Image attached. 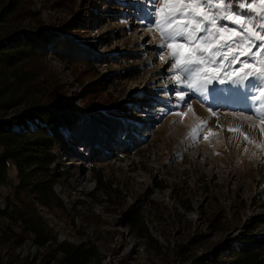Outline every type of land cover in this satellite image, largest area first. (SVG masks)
Here are the masks:
<instances>
[{"label":"rangeland","instance_id":"374dc122","mask_svg":"<svg viewBox=\"0 0 264 264\" xmlns=\"http://www.w3.org/2000/svg\"><path fill=\"white\" fill-rule=\"evenodd\" d=\"M145 5L148 0H30L44 31L65 25L68 35L100 57L62 59L46 51L47 77L36 79L48 78L49 86L54 77L81 114L91 103L96 111L118 110L141 143L127 152L116 145L106 152L100 148L94 160L67 139L49 151L48 172L61 174L52 186L59 204L41 205L33 190L29 198L57 242L89 241L98 249L99 264H194L196 259L215 264L219 249L247 227L264 235V133L253 101L219 91L214 98L211 87L229 84L214 83L206 96L189 92L184 102L177 99L176 91L189 90L171 79V61L159 47V32L149 30L152 17ZM29 124L37 126L33 119ZM193 129L199 132L195 139ZM6 164L0 209L20 205L15 163ZM131 208L141 213L144 238L126 222ZM6 225L12 226L0 215V229ZM25 241L11 245L0 230V264H38L43 249Z\"/></svg>","mask_w":264,"mask_h":264},{"label":"trees","instance_id":"16d2710c","mask_svg":"<svg viewBox=\"0 0 264 264\" xmlns=\"http://www.w3.org/2000/svg\"><path fill=\"white\" fill-rule=\"evenodd\" d=\"M113 1L120 4V0ZM42 23L39 13L31 10L30 0H0V178H4L6 162L12 160L19 180L16 199L20 203L0 209V215L17 230L10 225L0 230L4 241L11 245L26 240L43 249L38 264H99L98 249L89 241L77 244L56 241L51 228L37 215L29 192L33 190L43 206L59 204L52 186L61 174L48 172L52 161L49 151L67 139L81 144L88 158L94 160L100 148L106 152L116 145L118 152H127L141 141L122 124L118 110L96 111L91 103L84 105L87 113L81 114L71 105L64 87L53 81L54 77L49 79V86H45L48 78H42V83L36 79L47 77L43 54L46 51L62 59L100 58L68 35L65 25L44 31ZM18 107V111L4 115ZM32 119L37 124L34 128L29 126ZM14 126L22 130H14ZM119 136L123 139L119 140ZM140 214L131 208L125 217L137 236L144 238ZM211 262L264 264V235L254 234L247 227L237 241L219 249ZM194 264H201V259Z\"/></svg>","mask_w":264,"mask_h":264},{"label":"snow or ice","instance_id":"6c2138e0","mask_svg":"<svg viewBox=\"0 0 264 264\" xmlns=\"http://www.w3.org/2000/svg\"><path fill=\"white\" fill-rule=\"evenodd\" d=\"M145 7L152 17L149 30L159 32V47L171 61V79L189 90L176 91L177 99L184 102L189 92L206 96L214 83L229 84L211 87L214 98L219 91L253 101L251 110L264 133V0H148ZM159 59L166 61L163 54ZM190 134L195 139L199 132ZM244 139L254 143L247 135Z\"/></svg>","mask_w":264,"mask_h":264},{"label":"bare ground","instance_id":"6f19581e","mask_svg":"<svg viewBox=\"0 0 264 264\" xmlns=\"http://www.w3.org/2000/svg\"><path fill=\"white\" fill-rule=\"evenodd\" d=\"M221 99V98H220ZM1 200V199H0ZM2 208V207H1ZM31 244V243H30ZM33 246V245H32Z\"/></svg>","mask_w":264,"mask_h":264}]
</instances>
